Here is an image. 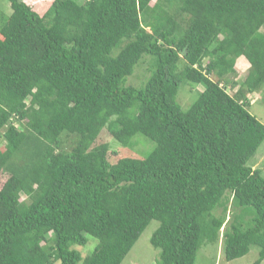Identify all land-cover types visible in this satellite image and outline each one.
Returning a JSON list of instances; mask_svg holds the SVG:
<instances>
[{
    "label": "trees",
    "instance_id": "16d2710c",
    "mask_svg": "<svg viewBox=\"0 0 264 264\" xmlns=\"http://www.w3.org/2000/svg\"><path fill=\"white\" fill-rule=\"evenodd\" d=\"M7 1L0 173L16 186L0 189V264H121L152 221L155 264H194L222 229L226 261L256 246L262 264L264 176L250 162L264 125L249 109L252 95L264 102V0H52L42 14ZM145 57L147 79L127 85ZM185 83L202 88L187 110ZM103 131L153 146L87 157Z\"/></svg>",
    "mask_w": 264,
    "mask_h": 264
},
{
    "label": "rangeland",
    "instance_id": "374dc122",
    "mask_svg": "<svg viewBox=\"0 0 264 264\" xmlns=\"http://www.w3.org/2000/svg\"><path fill=\"white\" fill-rule=\"evenodd\" d=\"M31 8L36 9V11L42 14L52 0H22ZM76 2H80L81 0H74ZM11 13L9 3L7 0H0V17L2 15H9ZM151 61L145 57L142 62L137 65L133 71V74L127 78L126 84L134 87H140L148 77L149 74V67ZM236 71L238 77L234 81H242L247 74L248 63L246 60H238L236 63ZM215 80V78H213ZM233 82V80H231ZM202 88L200 86H193L185 83L181 86L177 96L176 101L181 106L183 110H187L190 104L197 98V92L201 91ZM236 90V89H235ZM232 89H226L227 93L230 95L234 94ZM262 97V93H258V95H252L250 98V102L252 103L249 111L257 118L261 124L264 125V102L259 101ZM256 101V102H255ZM255 102V104H254ZM14 125H16L19 129L23 127L21 124L13 119ZM73 137L68 138V144L65 149H71L73 145ZM145 140V141H144ZM133 142H137L133 150L130 148H121L118 146L112 137L106 132L103 131L99 137L97 138L96 142L93 144L89 154L87 157L94 159L96 154L99 151H106L109 161L111 163L115 162L117 159L122 157H143L149 152L151 145L153 143L150 142L148 139L144 138L143 136H136L133 139ZM151 145H150V144ZM2 148V147H1ZM153 148V147H152ZM147 151V152H146ZM144 153V154H143ZM250 166L253 168H260L263 172L264 176V142L259 147L258 151L256 152L255 157L250 162ZM12 175L9 172H1L0 173V189L8 185L11 188L16 186V182L12 179ZM230 211V210H229ZM227 212L225 217L224 226L228 227L231 220H232V213ZM220 211L217 212V214ZM223 226V227H224ZM158 227V222L152 221L150 225L145 229L142 233L136 244L133 246L131 251L125 257L121 264H155L157 256L159 254V250L154 249L149 240L152 233ZM225 232L223 229L219 232V240L215 244H203L196 253L195 263L194 264H254L258 257V248L256 246L250 247L249 252L242 258L236 259L234 261H226L222 251V234ZM97 245V240L92 237H89L88 244L84 247H74L75 250L79 251L82 258L88 256L92 253L93 249ZM264 264V262H263Z\"/></svg>",
    "mask_w": 264,
    "mask_h": 264
},
{
    "label": "crops",
    "instance_id": "0c3cea01",
    "mask_svg": "<svg viewBox=\"0 0 264 264\" xmlns=\"http://www.w3.org/2000/svg\"><path fill=\"white\" fill-rule=\"evenodd\" d=\"M240 60H242V59H240ZM262 264H263V262H262Z\"/></svg>",
    "mask_w": 264,
    "mask_h": 264
}]
</instances>
